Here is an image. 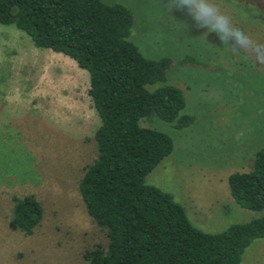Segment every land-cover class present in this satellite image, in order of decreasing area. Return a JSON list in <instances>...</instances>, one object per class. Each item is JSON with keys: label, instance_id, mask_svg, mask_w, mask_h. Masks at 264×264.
<instances>
[{"label": "rangeland", "instance_id": "rangeland-1", "mask_svg": "<svg viewBox=\"0 0 264 264\" xmlns=\"http://www.w3.org/2000/svg\"><path fill=\"white\" fill-rule=\"evenodd\" d=\"M103 1L131 10L130 40L145 57L172 59L166 81L148 87H179L183 113L194 119L182 128L157 114L141 119L174 140L147 183L171 193L206 232L262 216L234 199L229 176L251 170L264 148V65L233 52L216 33L206 35L186 9L165 7L168 0ZM212 2L264 44V0ZM187 56L197 62L183 63ZM89 89L90 74L74 59L0 23V264H88V250L108 247L107 231L89 215L79 188L98 156L101 119ZM29 194L44 208L32 235L10 227L14 197ZM241 264H264V238L245 250Z\"/></svg>", "mask_w": 264, "mask_h": 264}, {"label": "trees", "instance_id": "trees-1", "mask_svg": "<svg viewBox=\"0 0 264 264\" xmlns=\"http://www.w3.org/2000/svg\"><path fill=\"white\" fill-rule=\"evenodd\" d=\"M0 23L16 25L38 48L74 59L90 74L93 107L101 119L94 134L98 156L86 167L80 193L89 215L107 231L108 247L85 253L88 264H241L245 250L264 238V213L210 233L195 226L184 206L147 176L174 150L173 138L141 125L153 114L180 128L186 98L166 81L172 59H150L130 40L133 13L103 0H0ZM187 56L183 63H196ZM230 192L244 208L264 211V148L251 170L229 176ZM10 227L32 235L44 216L29 194L14 197Z\"/></svg>", "mask_w": 264, "mask_h": 264}, {"label": "clouds", "instance_id": "clouds-1", "mask_svg": "<svg viewBox=\"0 0 264 264\" xmlns=\"http://www.w3.org/2000/svg\"><path fill=\"white\" fill-rule=\"evenodd\" d=\"M165 7L181 11L186 9L198 27L207 28L206 35L216 33L224 46L233 52L243 50L264 65V44L254 40L243 28L234 26L232 18L212 0H168ZM171 20L175 21V18L171 17Z\"/></svg>", "mask_w": 264, "mask_h": 264}]
</instances>
